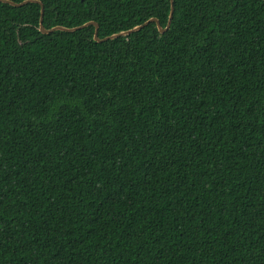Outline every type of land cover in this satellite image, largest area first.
Here are the masks:
<instances>
[{"label": "trees", "instance_id": "16d2710c", "mask_svg": "<svg viewBox=\"0 0 264 264\" xmlns=\"http://www.w3.org/2000/svg\"><path fill=\"white\" fill-rule=\"evenodd\" d=\"M174 5L0 2V264H264V0Z\"/></svg>", "mask_w": 264, "mask_h": 264}, {"label": "water", "instance_id": "95a60500", "mask_svg": "<svg viewBox=\"0 0 264 264\" xmlns=\"http://www.w3.org/2000/svg\"><path fill=\"white\" fill-rule=\"evenodd\" d=\"M1 3H5V4H9L13 7H22V6H25L29 3H36V4H39L41 6V16H40V22H39V31L42 33V34H50V33H53L55 31H64V32H75V31H78V30H81V29H85L89 26H94L95 27V33H94V40L98 43H103V42H106L108 40H114V39H117V38H120V37H128L129 35L135 33V32H138L140 30H142L143 28L147 27L148 25H150L151 23H156L157 24V27H158V30L161 34H164L166 33L171 25H172V20H173V17H174V12H175V5H174V0H171V10H170V14H169V18H168V22H167V25L166 27H163L160 23V21L157 19V18H150L148 21H146L145 23L141 24V25H137L129 30H125V31H121L119 33H115V34H112L110 36H107L103 39L99 38V24L95 21H89L83 25H80V26H77V27H73V28H68V27H64V26H55L51 29H47L45 26H44V15H45V7L43 5V2L40 1V0H25L21 3H16L12 0H0Z\"/></svg>", "mask_w": 264, "mask_h": 264}]
</instances>
